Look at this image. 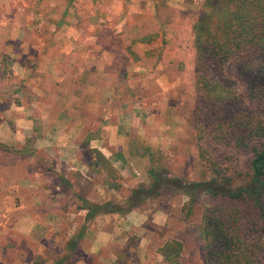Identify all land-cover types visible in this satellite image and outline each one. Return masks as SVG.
<instances>
[{
  "label": "crops",
  "instance_id": "crops-1",
  "mask_svg": "<svg viewBox=\"0 0 264 264\" xmlns=\"http://www.w3.org/2000/svg\"><path fill=\"white\" fill-rule=\"evenodd\" d=\"M153 1L0 0V117L11 116L16 139L12 152L0 147V264L52 260L48 244L63 233L67 241L83 222L85 210L70 209L79 186H88L90 193H81L90 202L123 200L134 184L150 183V170L181 162L179 138L188 124L174 105L180 80L162 74L179 66L183 52L168 49L165 35L184 41L164 31ZM147 74L157 85L148 87ZM100 159L119 175L125 197L98 174ZM41 166L64 172L45 180ZM133 210L144 216L130 226L143 248L139 263L168 264L155 237L161 216L139 206L91 219L76 243V264H112Z\"/></svg>",
  "mask_w": 264,
  "mask_h": 264
},
{
  "label": "trees",
  "instance_id": "trees-1",
  "mask_svg": "<svg viewBox=\"0 0 264 264\" xmlns=\"http://www.w3.org/2000/svg\"><path fill=\"white\" fill-rule=\"evenodd\" d=\"M191 29L195 52L197 111L192 121L195 136L200 139V133L208 131L209 137L217 142L227 140L236 147L249 149L247 169L233 180L219 174L213 161L208 167L210 177L206 181H193L166 175L164 169L156 168L149 171L150 183L132 188L123 204L109 199L90 202L78 197L77 208L85 210V215L77 232L64 242L70 256L60 254L49 264H76L80 256L76 243L95 216L127 213L162 190L191 198L201 192L220 198L204 206L200 217L197 236L202 243L204 264H264V142L260 141L264 126L260 120L235 114L237 106L225 90L232 80L216 71L227 65L234 78L244 85L247 98L264 107V0H202ZM208 94L213 96L212 102L204 109L201 102L205 103ZM228 112L230 120H222ZM103 164L100 159L98 174L105 167V173H114L109 185L116 190L119 175ZM52 242L48 244L51 253L58 247ZM180 247V241L169 239L157 249L170 262ZM112 264H121L118 257Z\"/></svg>",
  "mask_w": 264,
  "mask_h": 264
},
{
  "label": "rangeland",
  "instance_id": "rangeland-1",
  "mask_svg": "<svg viewBox=\"0 0 264 264\" xmlns=\"http://www.w3.org/2000/svg\"><path fill=\"white\" fill-rule=\"evenodd\" d=\"M145 1V0H144ZM147 1V0H146ZM159 7L158 10H155L157 17H163V27L165 32H175L170 37H179L184 42L177 41L175 38H166L164 44L174 47V45H179L178 47L183 50L180 56V63L177 68L171 66H165V77L169 79L174 78L175 76L180 80V86L177 87L176 91L173 89H165L163 92L167 95H171L170 92L173 90V99L174 105L179 103L181 107V111L178 113L179 116H184L185 121L188 124L186 129V135L180 136L179 141V148H180V155L178 159L181 161L178 166L176 163L172 164L170 167H166L165 163L163 165H159L156 168L164 169L166 175L174 174L181 176L185 180H193V181H206L210 176L208 173V167L211 165V162H215V166L218 167V173L233 178L239 177V174L244 172L247 169L248 161L251 158V152L247 148H239L236 147L235 144L227 142H217L209 137L208 131L201 132L200 139H197L195 134V129L193 128V116L195 111H197L195 104H196V90L194 84V47H193V34H192V24L197 18L198 10L201 6L202 0H158V2L153 1ZM86 10V9H85ZM84 10V11H85ZM90 13V10H88ZM74 15V14H72ZM88 15L85 13V16ZM90 16V15H88ZM180 34V35H179ZM169 39H175L169 42ZM175 60L176 58H170ZM5 65V63H4ZM221 76H225L227 79H231V84L225 90H228L229 100H232L234 103L233 105L237 106V109L234 111L235 114H240L243 117H249L253 119L260 120L264 126V107L257 105L254 102H251L249 98H247L245 94L244 85L239 82L238 79L234 78L233 72L231 69L228 68L227 65H224L222 69L216 70ZM6 74V72L4 73ZM148 75V87L151 85H157L156 82L151 81L150 77L151 74ZM137 88V87H136ZM214 90V88H210ZM167 90V91H166ZM148 92L153 95H160V90H158V94H156L153 88H149ZM212 95L206 96L205 103L201 102L204 106V109L211 105ZM178 98V100H176ZM177 101V102H175ZM158 102V100H156ZM200 105V102H199ZM2 106L7 107L8 103L3 104ZM228 116V117H227ZM239 117V116H238ZM231 118L229 112L225 116H222V120L229 121ZM3 119V120H2ZM234 130V129H232ZM14 126H12L11 116H3L0 117V132L3 133L5 142L0 141V147L3 148L7 152H12L14 149L13 144L16 142V139L13 137ZM260 141L264 142V136L260 139ZM257 142V140H254ZM182 149H181V147ZM201 150H205L203 153ZM65 159V158H64ZM100 161V160H99ZM174 165V166H173ZM106 164H103L105 167ZM176 166V167H175ZM42 167V166H41ZM106 168V167H105ZM100 173H105L104 169ZM41 175L43 179L47 180L49 178H53L54 180L57 178H61L64 172V169L60 167L57 168H50L43 166L41 168ZM51 172L52 174H48ZM45 174L50 176L49 178L45 177ZM106 175H110V181L114 178V173L112 174L110 171L105 173ZM149 177V175H148ZM119 179V178H118ZM150 180V178H149ZM234 182V181H233ZM232 182V183H233ZM234 184V183H233ZM139 184H134L132 188L138 186ZM143 185V184H142ZM148 185V184H144ZM86 184L79 186V194H76L75 197L76 203L70 206V209L76 210V207L80 204V199L78 197H82V189L84 191H88L89 188ZM125 188V186H123ZM69 189V188H68ZM118 186L116 190L117 195L119 197H125L126 192L125 190H121ZM71 190V189H69ZM130 191V190H129ZM90 193V190L88 191ZM81 193V195H80ZM85 193V192H84ZM125 193V195H124ZM129 192L127 193V195ZM106 196V193L103 194ZM116 195V196H117ZM192 196L182 194V193H170L167 190H162L157 196L149 198L148 200L143 201L138 206L141 207V210L148 211L150 209H157L154 212L157 215L161 216L160 227L155 232L157 245L161 244L165 240L173 239L181 242L180 250L176 257L167 262L168 264H204L203 262V255H202V243L201 240L197 236L198 226L200 224V217L202 213V209L204 206L210 205V203L214 201H218L219 197H212L207 193H198L195 198H191ZM83 198V197H82ZM126 198V197H125ZM125 198L123 200H119L116 197V201L118 203L123 204L125 202ZM192 199V200H191ZM195 200L194 202H192ZM192 202V203H190ZM71 203V202H70ZM189 203L191 206H189ZM136 214L128 220L127 224V231L131 233L133 229L130 226H138L141 221L144 219V216H141L136 211L133 210ZM74 213V212H72ZM143 213V212H142ZM145 214V213H144ZM117 215V214H115ZM118 216V215H117ZM75 218V217H74ZM117 221L119 219L115 218ZM112 222L115 224L114 217ZM121 221L120 223H122ZM147 224H154L152 222L146 221ZM137 228V227H136ZM134 234H130L127 232V239L123 241L122 248L116 251L115 256L118 257V260L121 264H140L139 263V253L143 248L137 250L138 240H136L135 230L133 231ZM136 233V234H135ZM60 237L61 242H52L53 245H57V250L52 251V260L54 261L58 255L65 254L66 257L70 256L69 253L66 252L64 248V242L66 240L67 233H63ZM149 237L152 234H148ZM17 236V235H14ZM139 237V236H138ZM150 240V238H147ZM147 251V250H146ZM121 252V254H120ZM76 253V252H75ZM77 256L79 254L76 253ZM76 256V257H77ZM80 257V256H79ZM49 259V258H48ZM160 259H144V263L142 264H161L159 261ZM50 260H48L49 264ZM166 264V263H164Z\"/></svg>",
  "mask_w": 264,
  "mask_h": 264
}]
</instances>
